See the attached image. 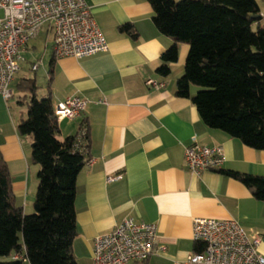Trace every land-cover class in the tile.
I'll use <instances>...</instances> for the list:
<instances>
[{
    "label": "crops",
    "instance_id": "crops-1",
    "mask_svg": "<svg viewBox=\"0 0 264 264\" xmlns=\"http://www.w3.org/2000/svg\"><path fill=\"white\" fill-rule=\"evenodd\" d=\"M85 1L108 49L91 56L56 58L52 29L43 25L22 52L19 71L23 62L28 71L12 79L17 80V93L27 99L28 93L18 84L22 79L36 83L42 65V97L49 96L53 107L70 96L88 101L75 120H57L59 139L76 135L81 124L86 125L87 155L93 159L80 169L75 182L76 262L93 264V239L125 218L156 225L159 251L145 264H188L189 255L197 250L192 238L195 217L236 220L249 234L260 236L258 251L264 255V202L222 173L264 176V150L208 127L190 98L176 96L187 44H177L178 57L169 63L167 75L156 71L161 54L173 41L154 26L147 0ZM123 24L135 28V38L119 31ZM9 88L14 96L11 83ZM196 91V86L190 87L191 95ZM11 111L10 106H0V154L8 167L14 203L26 213L29 205L33 207L38 165L31 158V137L17 131L25 116ZM193 141L222 146L220 171L196 175L188 169L184 149Z\"/></svg>",
    "mask_w": 264,
    "mask_h": 264
},
{
    "label": "trees",
    "instance_id": "trees-1",
    "mask_svg": "<svg viewBox=\"0 0 264 264\" xmlns=\"http://www.w3.org/2000/svg\"><path fill=\"white\" fill-rule=\"evenodd\" d=\"M147 1L154 26L173 41L156 71L167 75L169 63L178 57L177 44H187L176 96L190 98L208 127L264 150V23L255 17L260 15L257 0ZM118 29L132 38L137 35L131 24ZM191 86L197 87L193 95ZM18 87L29 95L19 101L26 104L27 116L19 120L17 131L31 137L37 188L33 212L26 214L14 203L8 167L0 154V264H78L72 251L75 182L88 160L87 148L83 152L75 147L76 135L59 139L51 99L37 97L34 79H22ZM222 173L264 202V176Z\"/></svg>",
    "mask_w": 264,
    "mask_h": 264
},
{
    "label": "built area",
    "instance_id": "built-area-1",
    "mask_svg": "<svg viewBox=\"0 0 264 264\" xmlns=\"http://www.w3.org/2000/svg\"><path fill=\"white\" fill-rule=\"evenodd\" d=\"M43 25L52 29L56 58L91 56L108 49L85 0H0V95L4 99L12 96L9 84L20 69L22 52ZM32 68L36 69L37 64ZM146 82L161 85L152 80ZM87 102L82 97H67L53 107L54 115L57 120H75ZM86 136L87 127L82 123L75 143L79 151H86ZM184 158L188 169L198 175L203 171H220L224 152L220 145L193 141L185 147ZM92 162L88 159L86 164ZM156 233L154 224L125 218L111 231L93 239V264H145L159 251ZM192 238L197 250L189 255L188 264H264V255L258 251L260 236L249 234L234 219L195 217Z\"/></svg>",
    "mask_w": 264,
    "mask_h": 264
},
{
    "label": "rangeland",
    "instance_id": "rangeland-1",
    "mask_svg": "<svg viewBox=\"0 0 264 264\" xmlns=\"http://www.w3.org/2000/svg\"><path fill=\"white\" fill-rule=\"evenodd\" d=\"M177 1V0H176ZM258 4H259V7L262 11V15L264 16V0H257ZM253 28H255V25H253ZM41 55V51H38V56L39 57ZM25 57V56H24ZM27 57H25L26 59ZM22 68L20 71L17 72L16 76H15V79H17V77H20L22 75L25 74V71L27 70L26 68V62H23L22 63ZM28 71V70H27ZM43 71V67L42 65H40L38 71L36 72V75H37V86H38V90H37V93H38V98H41L42 97V90L43 88L45 87V81L43 80V77L41 75ZM13 80L11 82V88L16 91V82L17 80ZM199 90V89H198ZM19 101H24V99H22V97H20L19 93H17V91L15 92L14 96H12L11 98L7 99L5 101V99L1 96L0 97V106H2L3 104L5 106H10V108H12V113L15 115V116H18L19 115V112H22V114L26 117L27 116V107H26V104L23 103L21 104ZM26 136V135H25ZM33 204V201L32 203ZM33 212V207L32 205L30 206L29 205V209H26V213L27 214H31Z\"/></svg>",
    "mask_w": 264,
    "mask_h": 264
},
{
    "label": "water",
    "instance_id": "water-1",
    "mask_svg": "<svg viewBox=\"0 0 264 264\" xmlns=\"http://www.w3.org/2000/svg\"><path fill=\"white\" fill-rule=\"evenodd\" d=\"M255 17L259 18V17H260V15H256Z\"/></svg>",
    "mask_w": 264,
    "mask_h": 264
}]
</instances>
